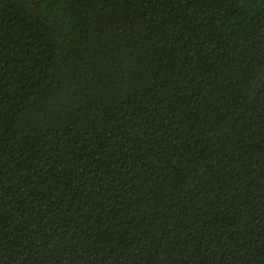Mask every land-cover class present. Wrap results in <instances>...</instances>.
I'll list each match as a JSON object with an SVG mask.
<instances>
[{"label": "trees", "instance_id": "1", "mask_svg": "<svg viewBox=\"0 0 264 264\" xmlns=\"http://www.w3.org/2000/svg\"><path fill=\"white\" fill-rule=\"evenodd\" d=\"M0 264H264V0H0Z\"/></svg>", "mask_w": 264, "mask_h": 264}]
</instances>
